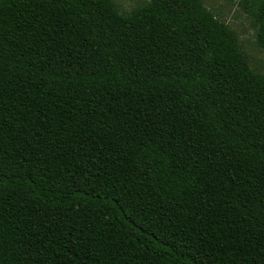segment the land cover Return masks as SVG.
Here are the masks:
<instances>
[{
    "label": "trees",
    "instance_id": "16d2710c",
    "mask_svg": "<svg viewBox=\"0 0 264 264\" xmlns=\"http://www.w3.org/2000/svg\"><path fill=\"white\" fill-rule=\"evenodd\" d=\"M0 264H264L237 29L204 0H0Z\"/></svg>",
    "mask_w": 264,
    "mask_h": 264
},
{
    "label": "rangeland",
    "instance_id": "374dc122",
    "mask_svg": "<svg viewBox=\"0 0 264 264\" xmlns=\"http://www.w3.org/2000/svg\"><path fill=\"white\" fill-rule=\"evenodd\" d=\"M143 0H116L122 11H128ZM218 16L235 27L240 34L241 41L252 57V62L264 71L263 53L255 44V29L252 20L240 6V0H204Z\"/></svg>",
    "mask_w": 264,
    "mask_h": 264
}]
</instances>
